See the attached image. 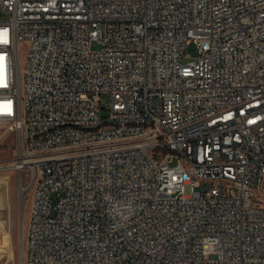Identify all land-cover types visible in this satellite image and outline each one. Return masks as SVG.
<instances>
[{
	"label": "built area",
	"instance_id": "built-area-1",
	"mask_svg": "<svg viewBox=\"0 0 264 264\" xmlns=\"http://www.w3.org/2000/svg\"><path fill=\"white\" fill-rule=\"evenodd\" d=\"M0 124L21 264H264V0H0Z\"/></svg>",
	"mask_w": 264,
	"mask_h": 264
},
{
	"label": "rangeland",
	"instance_id": "rangeland-1",
	"mask_svg": "<svg viewBox=\"0 0 264 264\" xmlns=\"http://www.w3.org/2000/svg\"><path fill=\"white\" fill-rule=\"evenodd\" d=\"M23 48L18 46V68L23 76ZM186 53L191 59L198 55L197 48L189 44ZM183 61H185L183 59ZM109 103L103 100V106ZM19 139L9 134L0 124V264H21L25 252L26 229L31 200V187L26 169H18ZM21 200L19 199V188ZM264 204V190L260 194Z\"/></svg>",
	"mask_w": 264,
	"mask_h": 264
},
{
	"label": "water",
	"instance_id": "water-1",
	"mask_svg": "<svg viewBox=\"0 0 264 264\" xmlns=\"http://www.w3.org/2000/svg\"><path fill=\"white\" fill-rule=\"evenodd\" d=\"M21 192H22V187L20 186L19 188V199L21 200Z\"/></svg>",
	"mask_w": 264,
	"mask_h": 264
},
{
	"label": "bare ground",
	"instance_id": "bare-ground-1",
	"mask_svg": "<svg viewBox=\"0 0 264 264\" xmlns=\"http://www.w3.org/2000/svg\"><path fill=\"white\" fill-rule=\"evenodd\" d=\"M22 190H23V188H22Z\"/></svg>",
	"mask_w": 264,
	"mask_h": 264
}]
</instances>
